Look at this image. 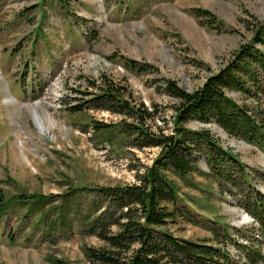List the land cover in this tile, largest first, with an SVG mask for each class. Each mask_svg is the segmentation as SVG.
<instances>
[{"label": "rangeland", "instance_id": "obj_1", "mask_svg": "<svg viewBox=\"0 0 264 264\" xmlns=\"http://www.w3.org/2000/svg\"><path fill=\"white\" fill-rule=\"evenodd\" d=\"M195 8L208 9L214 17L198 16ZM263 20L264 0H0V264H89L86 247L104 242L83 231L82 216L91 220L102 198L82 187L135 182L159 151L130 146L120 134L105 139L103 131L93 130V120L115 122L122 115L95 108L70 111L65 100L81 95L71 87L83 88L86 76L103 72L145 103L166 104L171 99L156 90V78L194 88L225 64ZM124 56L156 69L137 72L124 65ZM199 60L208 68L196 64ZM228 92L243 100L239 91ZM188 125L208 127L264 190L258 174L264 172V150L215 122L194 119ZM198 166L205 174L193 171L191 177L209 189L207 195L174 176L198 221L179 217L162 228L214 242L212 230L220 227L214 216L232 230L252 218L204 159ZM32 195L48 199L39 203ZM229 248L230 264H249L238 246L230 243Z\"/></svg>", "mask_w": 264, "mask_h": 264}, {"label": "trees", "instance_id": "obj_2", "mask_svg": "<svg viewBox=\"0 0 264 264\" xmlns=\"http://www.w3.org/2000/svg\"><path fill=\"white\" fill-rule=\"evenodd\" d=\"M195 11L198 16L214 17L208 9L195 8ZM257 44L264 47V20L256 24L251 38L241 43L225 64L208 73L194 88L183 87L170 77L156 78V90L171 99L166 104L145 103L133 96L127 86L103 72L96 77L86 76L83 88L71 87L81 95H72L70 102L62 98L72 112L95 108L122 115L115 122L93 120V130L103 131L105 139L120 134L123 135L120 139L130 146L159 148L152 162L138 172L137 181L82 187L96 191L102 198L91 220L87 214L82 216L83 231L104 242L99 247H86L89 264H230L233 257L230 243L245 252L243 257L249 264L264 259V190L254 183L253 173L245 163L230 147L221 144L208 127L188 125L194 119L215 122L229 135L264 150V48ZM199 61L196 64L204 65ZM123 62L137 72L156 69L151 63L126 56ZM229 90L239 91L243 100L234 98ZM166 107L173 109L170 115ZM201 159L252 218L232 230L214 216V221L220 224L212 230L214 242L179 236L162 228L179 217L198 221L183 202L174 176L207 195L209 189L191 177L193 171L205 174L198 166ZM258 174L264 183V172ZM33 197L39 203L48 199L44 195ZM3 205L4 202L0 203V207ZM239 236L246 237L247 242ZM252 240L258 243L256 247Z\"/></svg>", "mask_w": 264, "mask_h": 264}, {"label": "bare ground", "instance_id": "obj_3", "mask_svg": "<svg viewBox=\"0 0 264 264\" xmlns=\"http://www.w3.org/2000/svg\"><path fill=\"white\" fill-rule=\"evenodd\" d=\"M9 97H12V96H9ZM13 98V97H12ZM36 106H37V104H36ZM31 109H32V107H31ZM31 109H30V111H31ZM34 115V114H33ZM35 121H36V124H37V126L40 128V130H42V128L44 127V125H43V123L40 121V118H39V116L38 115H35ZM18 142H19V145L22 147V145H23V140L22 139H20L19 137H18ZM23 152V151H22ZM24 153V152H23ZM24 155V154H23Z\"/></svg>", "mask_w": 264, "mask_h": 264}]
</instances>
